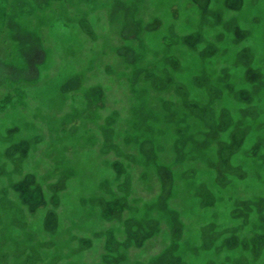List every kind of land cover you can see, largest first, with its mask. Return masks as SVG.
<instances>
[{
	"label": "rangeland",
	"instance_id": "rangeland-1",
	"mask_svg": "<svg viewBox=\"0 0 264 264\" xmlns=\"http://www.w3.org/2000/svg\"><path fill=\"white\" fill-rule=\"evenodd\" d=\"M0 264H264V0H0Z\"/></svg>",
	"mask_w": 264,
	"mask_h": 264
}]
</instances>
